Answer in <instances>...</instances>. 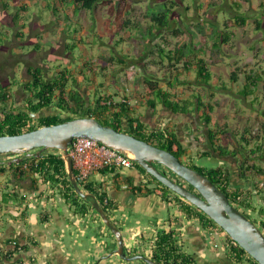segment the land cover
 Masks as SVG:
<instances>
[{
  "label": "crops",
  "instance_id": "1",
  "mask_svg": "<svg viewBox=\"0 0 264 264\" xmlns=\"http://www.w3.org/2000/svg\"><path fill=\"white\" fill-rule=\"evenodd\" d=\"M51 1L54 3L44 6L52 12L45 17V21L51 22L45 24L42 23L44 20H41V15L31 9L30 0H3L7 4L6 7L0 3V76L7 80L0 82L6 89H11V92H25L21 88V84L26 80L22 79V74L28 68L39 67L46 77L58 75L64 67L72 68L75 79L69 82L86 96L88 104L94 103L99 93L127 95L136 99L130 108L131 115L144 123L148 131L167 129L175 133L185 149L184 161L210 167L200 165L198 161L200 158H214L216 165L211 167H222L230 174L229 181L233 187L252 192V202L257 210L264 207V190L254 188L262 176L256 174L253 169L246 172V177L241 176L243 162L245 165L254 163L264 168L262 151H250L258 145L264 146V88L260 83L253 84L255 76L264 74V62L263 58H260L262 63H259L253 57L255 47L251 42L245 43L241 39L238 46L233 45L236 34L234 28L242 30L248 22L252 23V18L244 11L246 7L257 11V6H263L264 0H247L244 4L240 3L241 0H226L227 7L222 6L224 1L221 0L222 3L208 2L202 9H199V6L191 7L187 11L188 24L193 29L201 24L205 33L197 32L192 39L191 36L172 38V44L186 43L194 48L190 60V63H193L189 70L183 69L185 60L176 64L179 69L174 71L173 75L179 76L185 83L175 88H168L165 78L167 69H162L163 65L156 63L159 60L158 51L150 53L151 48L155 49L154 43H161L157 32L154 37L139 36V29L142 28L146 33L150 24L143 18L144 10L140 12L143 18L141 22L139 15L136 16L134 12L128 14L126 8L122 14H118L119 16L111 14L109 6L103 4L94 11L80 10L76 13L73 5H63L58 0ZM148 2L144 4V8ZM23 5L27 8L24 12L26 19L21 21V26H16L13 16ZM229 7L233 13L228 10ZM100 8L104 11L102 13L105 17L102 20L106 21L107 33H100V30L95 28L85 30L78 14L81 11L93 12L94 22L95 12ZM211 11L215 17H206L205 13ZM196 12L199 13L197 17L194 15ZM201 13L204 15L201 16ZM127 16L138 19L140 28H120L122 19ZM237 16H244L246 20L238 22ZM253 23L257 24L255 19ZM212 24L218 29L230 28L234 33L231 41L219 45V49H213L212 42L207 37ZM8 26L16 29L13 34L7 30ZM27 27L30 37L26 39ZM18 33L21 39L16 37ZM93 36H100L97 51H94V46L87 48ZM102 36L108 37L110 41H103ZM45 37L50 39V42H47L51 44L46 50L39 43V40L47 43ZM132 40L140 42H135L140 45L139 55L135 51L136 48L131 47ZM22 43H26L28 49L17 51L19 53L10 52V49ZM68 44H75L74 50H68ZM33 45L36 50L32 49ZM79 52L82 55L80 54V59L77 60L75 56ZM100 56L113 58L104 69L100 68ZM197 58L204 61L210 72L208 83L201 82L197 66L194 64ZM51 59L60 60L53 65V69L50 68ZM20 61H24L25 65L17 70L16 65ZM73 61L77 63L72 65ZM132 64H135L136 69L129 75L127 71L130 70L129 65L134 67ZM233 72L237 73L236 80L232 78ZM20 76L21 79L18 78ZM145 76L155 80L162 79L159 84L165 89L168 88L173 100H191V111L174 112L161 103L153 107L149 101L154 97L145 88ZM206 116H211L210 123H205ZM123 125L126 126V121H123ZM215 127L225 128L232 134L228 148L238 150L235 157L228 154L219 155L213 151L208 130ZM14 158L16 157H12V160ZM24 180L28 182L26 186H20L19 195H25L26 198L8 204L15 216L7 214V218H2L0 215V228L9 233L7 239L16 240L15 242L21 245L28 243V238L36 242L30 244L26 253L19 255L22 264H33L30 259L34 264H145L141 260L119 259L117 254L112 253L118 242L109 228L95 215V210L88 209L84 215L77 213L74 206L60 196L55 186L42 181L37 174L25 173ZM91 180L100 185L115 203V208L109 216L122 233L126 252L143 253L151 257L157 234L162 231H176L178 246L194 258L195 264H236L227 254L225 232L205 227L198 218L186 216L174 201L173 193L169 194L172 197L170 202L164 200L158 186L153 192L146 194L144 183L147 182V177L135 167H115L104 173L95 172L91 175ZM132 186H140L143 191L134 190ZM24 207H27L26 222L20 218ZM8 218H12L9 223ZM261 218L264 221V215Z\"/></svg>",
  "mask_w": 264,
  "mask_h": 264
},
{
  "label": "trees",
  "instance_id": "2",
  "mask_svg": "<svg viewBox=\"0 0 264 264\" xmlns=\"http://www.w3.org/2000/svg\"><path fill=\"white\" fill-rule=\"evenodd\" d=\"M63 5H73L74 11L77 13L80 10H90L94 11L99 5H108L109 11L115 16L123 13V9H128L127 13H133L135 11V5L131 4V0H58ZM182 2L184 0H181ZM5 7L7 4L0 0ZM54 2L52 1L51 4ZM50 4V5H51ZM179 6L176 0H152L148 2L144 8L143 18L147 19L150 24L147 27L146 33L140 28V21L136 18L127 16L122 19L120 23V28L123 27H134L140 30V34L143 38L147 36L154 37L156 32L161 40V43H154L150 50V53L158 51L159 60L157 64L163 65L166 68L165 77L167 80L168 88H175L185 83V80H181L179 76L173 75L174 71L179 68L176 64L181 60L183 62V69L189 70L192 63H190L192 53L194 48L192 45H187L186 43L176 42L172 44V38H177L179 36H191V39L195 37L197 32L205 33L204 28L201 24H198L197 28L193 29L187 22L184 21L183 17H187V11L192 7L191 5H184L183 12L176 10ZM201 9L202 7H198ZM26 6H21L20 10L16 12L13 16V22L17 24L18 22L24 21L26 19ZM236 20L238 22H244L246 18L244 16H237ZM257 29L261 27V23L257 20ZM229 27V24H228ZM234 33L230 28L218 29L214 24L210 34L207 37L212 42L213 49H219V45L229 43L233 37ZM20 38V33L16 35ZM75 48V44H68L67 49L72 51ZM113 58L100 56L99 63L100 68L104 69L108 63ZM96 61V62H98ZM197 66L198 75L201 77L202 83H208L210 80V72L205 67V63L201 58H197L194 61ZM27 73L30 76L21 84L23 91L30 93L27 98L24 108L18 110L17 108L9 109L2 114H0V135L5 134H18L25 131H30L32 129L38 128L42 125H50L68 120L74 116H90L95 117L101 123L105 125H111L118 130H124L123 121H126V125L129 133L132 135L146 140L152 144L159 146L160 148L171 151L182 162L191 166L192 168L205 174L209 179L212 180L229 198L230 202L239 208L243 213L246 214V210L256 211L257 208L252 202V192L245 191L240 187H233L230 184L229 177L230 174L225 171L222 167H204L197 166L191 161H184L183 155L185 149L177 140L175 133L164 130H150L146 129L144 123L138 120L137 117L131 115L130 108L132 105L116 103L113 104H102V101H107L114 97L112 94H101L97 96L96 100L92 104H88L86 96L82 94L81 91L75 89L70 80L75 79L74 72L72 68L64 67L60 70L59 74L56 76H47L42 72L41 68H28ZM233 80L237 79V73H232ZM162 79L155 80L154 78L144 77L145 88L153 94V99H150V104L155 107L157 103H161L164 107L173 110L174 112H187L191 111L190 107L192 105L191 100H173L167 89L163 88L159 81ZM137 81V79H136ZM262 84L264 88V74L255 76L253 78V84ZM9 89L0 82V98L3 103L8 101L10 96ZM128 97L127 95H124ZM55 104L59 109L58 113H51L35 119L30 113H38L39 111L50 107ZM212 108V107H210ZM18 110V111H17ZM63 112H68L66 116H63ZM205 123H210L211 116H206L204 118ZM209 142L211 143L213 151L217 152L219 155H231L235 157L238 150H230L228 148V143H230L232 134L228 132L225 128L221 129L219 127L209 128L208 130ZM245 149L247 147L245 146ZM252 153H258L262 151L264 155V146L258 145L257 148H252L250 150ZM12 155V154H7ZM206 155V154H205ZM16 161V162H3L0 163V177L11 172L14 175L15 181L23 177L25 173L37 174L42 181L46 183H51L58 190L60 196L74 206L75 211L79 214H86L88 209L94 210L89 200L81 198L71 185L66 165L65 159L58 150H47L42 154L36 156H27ZM247 164V162H246ZM133 166L142 172L147 177V182L144 183V191L149 194L154 191L157 186L161 189L162 196L167 202L172 201L170 193L174 194V201L180 206L182 212L188 217H196L203 223L205 227L218 229L225 232L220 226L217 225L209 216H207L203 211L192 205L191 203L184 200L182 197L171 191L167 186L159 182L156 178L150 175L145 169H143L138 163L134 162ZM163 167L162 165L158 166ZM164 168L175 175V179L178 183L183 184L188 189L195 191V188L188 182L177 176L174 172L169 170L164 166ZM115 169V166H111L100 170L99 172L104 173L105 171ZM241 171V176L246 177V172L253 169L256 174L264 177V168L252 163L247 164L243 162V167ZM167 176L171 174L166 173L164 169L161 168ZM75 172V171H74ZM18 176V178H17ZM172 178V177H170ZM19 181V179H18ZM9 182V178L7 179ZM132 184V183H131ZM84 191L92 193L95 195L97 201L104 208L105 212L109 215L111 210L115 208L114 201L108 197L106 191L95 184L93 180H89L86 183L80 184ZM153 185V187L151 186ZM132 188L137 191H143L140 186H132ZM1 204L8 205L11 201H18L19 199H24L25 196H20V191L11 188L10 185L7 187L5 184L1 189ZM258 190V188H257ZM27 207L21 210L20 218L26 222ZM260 215H264V207L259 209ZM248 216V215H247ZM249 217V216H248ZM250 218V217H249ZM253 222L257 223L255 219ZM264 226V221L261 220ZM226 233V232H225ZM228 238L227 243V254L234 263L236 264H259L255 259H253L242 247L235 243L230 236L226 233ZM7 243L10 247L7 251L2 252L0 250V261L3 259L2 253L5 259H12L15 257L16 253L24 252L26 253L29 249L30 244H36L28 238L26 244H20L15 242L16 240L7 239ZM152 259L160 264H195L194 258L190 254L184 253L177 244L176 231L159 232L155 238L153 246ZM22 260H18V264H21ZM30 263L34 264V261L30 259ZM17 264V263H16Z\"/></svg>",
  "mask_w": 264,
  "mask_h": 264
},
{
  "label": "water",
  "instance_id": "3",
  "mask_svg": "<svg viewBox=\"0 0 264 264\" xmlns=\"http://www.w3.org/2000/svg\"><path fill=\"white\" fill-rule=\"evenodd\" d=\"M23 110L29 112L28 109L24 108ZM30 114L33 118L39 117L37 113ZM76 137L92 138L114 149L132 154L134 162L138 163L171 191L203 211L253 259L259 264H264V232L247 214L232 204L228 196L205 174L182 162L171 151L140 139L126 131V129L118 130L111 125H105L95 117L74 116L63 122L42 125L30 131L0 135V155L12 154L16 156L26 154L28 156H38L47 150L62 152L74 191L81 198L90 201L102 222L110 229L118 242L117 248L112 253L126 260L142 259L148 264H160L144 254L127 256L120 229L112 222L95 195L83 191L80 187L74 173L72 158L68 153V146ZM19 159L20 157L17 156L13 160ZM3 162L8 161L0 160V163ZM159 165L165 166L188 182L195 188V191L167 176L158 167ZM254 188L256 189V185H254Z\"/></svg>",
  "mask_w": 264,
  "mask_h": 264
},
{
  "label": "rangeland",
  "instance_id": "4",
  "mask_svg": "<svg viewBox=\"0 0 264 264\" xmlns=\"http://www.w3.org/2000/svg\"><path fill=\"white\" fill-rule=\"evenodd\" d=\"M147 1H150L152 2V0H131V4H134L135 5V15L138 16L139 15V20L141 22H143V18H142V15L140 12H142V10H144V4L147 2ZM156 1V0H155ZM179 4V6H177L176 10L178 11H181L183 12V7L184 5H191L192 7H204L208 4V2H221V0H184L183 2L181 0H176ZM224 2L222 3V6L223 7H227L226 6V3L225 1L226 0H223ZM244 1L246 2L247 0H241V4H244ZM263 1V0H261ZM30 3H31V9L34 11V12H37L39 13V15H41V20H44L42 23L45 24V22H51V21H45V17L48 15H51L52 12L50 9L48 8H44V6L46 4H51L52 1L51 0H30ZM143 3V4H142ZM219 3V4H221ZM248 5V4H247ZM142 6V7H141ZM201 8V9H202ZM235 9H237L235 7ZM103 10V9H102ZM228 10L233 13V10L229 7ZM245 13H247V15L249 16V18H252V23L254 21V19L256 20H259L260 23H261V27L257 29V25L256 23H250L248 22L247 25L245 26V29H242L241 28H238V27H235L234 28V31H235V41H233V45L234 46H238L240 44V40L243 39V42L245 43H252L255 47L254 51L252 52L253 54V57L255 59H257V62H261L262 63V59L260 60V58H263V62H264V5L262 6H257V11L252 9L251 7H246V10H244ZM104 11H101V8L96 10L95 12V18H94V22H93V12H87V11H81L79 14H78V19L81 21V24L82 26L85 28V30L87 29H90L92 30V28H95L96 30L99 29L100 30V33H107V30H106V21L105 20H102L103 17H105L103 15ZM194 12V11H193ZM202 12V11H200ZM92 14V15H89V14ZM133 13V14H134ZM198 12L194 13V15H197ZM221 13V12H220ZM203 16L204 14L201 13ZM206 17H210L212 18L215 14L213 11L211 12H207L205 13ZM208 15V16H207ZM221 16H222V13H221ZM0 17H1V12H0ZM194 17V16H193ZM215 17V16H214ZM184 18V21L187 22L189 21L188 18ZM6 20V19H4ZM220 20H222V18H220ZM223 22V21H222ZM188 23V22H187ZM21 26V22H18L16 24V26ZM252 25V26H251ZM29 26V25H27ZM13 26H8L7 27V30L9 31V33L13 34V32H15L16 29H13L12 28ZM27 33H26V36L25 38H29L30 37V30H29V27H27ZM2 34V29L0 28V38H1V35ZM87 34H88V31H87ZM15 38V37H14ZM21 39V38H19ZM45 41L47 42H50V39L45 37ZM102 40L105 41V42H109L110 39L108 37H105V36H102ZM101 40H100V36H93V39H91V44H88L87 45V48L88 49H91L93 46H94V51H97L98 47H97V43H99ZM43 43L42 40H39V43L42 44L44 50L46 49H49V47L51 46V44L49 43ZM135 42H138V41H134L132 40L131 41V47H135L136 48V53L139 55L140 54V42H138V44H135ZM258 44V45H257ZM232 46V45H231ZM233 47V46H232ZM26 49H28V45L26 43H22V44H18L15 48H12L10 49V52L12 53H15L17 51H25ZM32 49L34 50L35 49V46L33 45ZM121 49V47H120ZM36 50V49H35ZM19 53V52H17ZM135 53V54H136ZM80 54L82 55L81 52H79V54H76V58L77 60L80 59ZM132 57V56H131ZM1 61V60H0ZM60 60L59 59H51L50 60V68L53 69L52 67H54L53 65L54 64H57ZM10 63V62H9ZM77 63V61H73L72 62V65H75ZM80 64V62H78ZM23 65H25V62L24 61H20V62H17V70L19 69H22ZM133 66L135 64H132ZM130 66V67H129ZM129 69L131 70H128L127 71V74L131 75L133 70H135V66L132 67L131 65H129ZM21 72V70L19 71V73ZM15 74H16V79H17V72L15 71ZM23 77V78H22ZM22 77H18L19 79H29L30 76L27 74V71H23V74H22ZM0 79L3 80V81H7L5 80L6 78H3L0 76ZM20 82L22 83V80H20ZM100 90L98 89L97 92H99ZM10 92V96L8 97V101L4 104H6L9 109H12V108H16L15 106H18V107H21V108H24V104L27 100V98L29 97L30 93L28 92H21V91H16V92H11V89L9 90ZM0 104H1V98H0ZM15 104V106L13 105ZM23 106V107H22ZM59 112V109L56 107V106H50L48 108H45L41 111H39L37 114L39 117L35 118V119H38L42 116H45V115H48V114H51V113H58ZM68 113H65L63 112L62 115L63 116H66ZM259 126V125H258ZM259 132V131H258ZM258 134V133H256ZM11 158L10 156H8L7 154H2L0 155V160H7ZM185 160V159H184ZM198 163L201 165V164H204L206 166H214L216 165V162H215V159L214 158H200ZM9 178V182H7V179ZM14 175H12L11 172H8L4 177L3 179H0V188L4 187L5 184L7 185V187H10L12 188L14 185ZM0 198H1V190H0ZM10 204V202L8 203ZM5 208V209H4ZM261 208V207H260ZM13 215L12 212H11V209L10 207H8V205H3L1 204V201H0V215H2L1 217L2 218H7L8 215ZM246 214L250 217V219L253 221V219H255L257 221V225L258 227L264 232V226L262 225L261 223V215L259 213V210H256V211H253V210H246ZM95 215L97 217L100 218L99 214L96 212ZM15 216V215H13ZM10 219L12 218H8L7 219V223H9L8 221H10ZM101 219V218H100ZM103 223V222H102ZM104 224V223H103ZM105 225V224H104ZM106 226V225H105ZM107 227V226H106ZM125 236H129L128 234H124ZM9 237V233H6V229H3L0 228V250L2 252H5L7 251V249L10 247V245L7 243V238ZM11 239V238H10ZM13 240V239H12ZM227 243H228V238H227ZM22 254V252H18L16 253L15 257H13L12 259H5L3 253H2V257L3 259L0 261V264H18V260H19V255ZM21 256V255H20ZM120 259V257H119ZM32 260V259H31ZM29 261V260H28ZM22 264V263H21ZM29 264V263H27Z\"/></svg>",
  "mask_w": 264,
  "mask_h": 264
},
{
  "label": "built area",
  "instance_id": "5",
  "mask_svg": "<svg viewBox=\"0 0 264 264\" xmlns=\"http://www.w3.org/2000/svg\"><path fill=\"white\" fill-rule=\"evenodd\" d=\"M137 100L126 96H114L102 104L122 103L132 105ZM68 153L72 158L77 181L79 184L88 182L91 175L105 168L130 167L133 164L132 156L125 151L114 149L100 141L88 137H76L68 146ZM258 190H264V177H260ZM124 187H127L124 185Z\"/></svg>",
  "mask_w": 264,
  "mask_h": 264
},
{
  "label": "flooded vegetation",
  "instance_id": "6",
  "mask_svg": "<svg viewBox=\"0 0 264 264\" xmlns=\"http://www.w3.org/2000/svg\"><path fill=\"white\" fill-rule=\"evenodd\" d=\"M1 80V79H0ZM10 90V89H9ZM14 106H15V104H13ZM18 110H20V109H22L21 107H18V106H15ZM23 107V106H22ZM9 110V107L6 105V104H4L3 102H2V100H1V104H0V114H2L3 115V113L5 112V111H8ZM17 110V111H18ZM123 129H128V127H127V125L124 127V125H123V127H122ZM8 156H10L11 158H9V159H7V160H5V161H8L7 163H10V162H16V161H14V160H12V157H14V155H8ZM17 156H19L20 158H22L23 156H24V154H21V155H16L15 157H17ZM133 163H134V161H133ZM130 167H134L133 166V164H132V166H130ZM164 169L165 171H166V173H169V174H171L170 172H168L165 168H164V166L163 167H160V169ZM169 177H172V179H176L177 177L175 176V175H173V174H171V176H169ZM17 178H18V176H17ZM18 179H19V181H18ZM14 183H13V187L12 188H14V189H16L17 191L19 190V191H21V187L22 186H26V182H28V180H24V178L23 177H20V178H18ZM15 180V179H14ZM33 180H31V182H32ZM21 186V187H20ZM256 190H257V186H256ZM260 190V189H259ZM23 196H25V195H23ZM26 198V197H25ZM185 200V199H184ZM21 201H22V199H21ZM110 230V229H109ZM111 232V231H110ZM154 242H155V240H154ZM116 249V248H115ZM125 252H126V249H125ZM136 254H139V253H135V254H131V253H128V252H126V255L127 256H132V255H136ZM141 254H143V253H141ZM145 255V254H144ZM147 256V255H146ZM147 257H149V256H147ZM149 258H151L152 259V256L151 257H149ZM126 260V259H125ZM133 260H141V261H143L145 264H148V263H146L144 260H142V259H133ZM152 260H154V259H152ZM131 261V260H130ZM246 264V263H245ZM250 264V263H249Z\"/></svg>",
  "mask_w": 264,
  "mask_h": 264
},
{
  "label": "clouds",
  "instance_id": "7",
  "mask_svg": "<svg viewBox=\"0 0 264 264\" xmlns=\"http://www.w3.org/2000/svg\"><path fill=\"white\" fill-rule=\"evenodd\" d=\"M59 151V150H58ZM60 152V151H59ZM60 153H62V152H60ZM62 156H63V154H62ZM64 158V157H63ZM65 165H66V161H65ZM67 167V166H66ZM67 169V168H66ZM75 173V172H74ZM91 179V178H90ZM80 185V184H79ZM80 187H81V185H80ZM82 188V187H81ZM83 190V189H82ZM84 191V190H83ZM85 192H87V191H85ZM95 210V209H94ZM96 211V210H95ZM97 212V211H96ZM98 213V212H97Z\"/></svg>",
  "mask_w": 264,
  "mask_h": 264
},
{
  "label": "bare ground",
  "instance_id": "8",
  "mask_svg": "<svg viewBox=\"0 0 264 264\" xmlns=\"http://www.w3.org/2000/svg\"><path fill=\"white\" fill-rule=\"evenodd\" d=\"M132 155V154H131ZM133 156V155H132Z\"/></svg>",
  "mask_w": 264,
  "mask_h": 264
}]
</instances>
